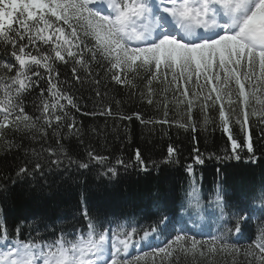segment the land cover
<instances>
[{
  "label": "snow or ice",
  "instance_id": "1",
  "mask_svg": "<svg viewBox=\"0 0 264 264\" xmlns=\"http://www.w3.org/2000/svg\"><path fill=\"white\" fill-rule=\"evenodd\" d=\"M0 53V144L6 154L24 153L15 179L5 177L13 185L73 166L90 172L93 163L101 166V175L115 178L119 173L109 156L90 145L74 158L70 142L84 144L74 112L131 120L132 116L113 112L107 90L112 83L135 87V78L142 74L146 92L141 99L164 109V119L155 121L134 113L142 124H174L193 133L196 141L198 130L209 124L215 127L218 119L231 152L208 158L259 164L247 130L250 118L264 126V0H0ZM69 65L71 79L61 81L60 67ZM85 87L95 94L92 112L81 108L76 95ZM37 90L29 112L27 101ZM172 104L183 113L181 119H167ZM233 119L245 132L243 143L231 134ZM92 132L100 134L96 128ZM193 152V162L184 169L189 190L171 207L166 203L165 213L156 215L152 224L113 227V221L94 216L84 206L85 197L76 222L80 226L52 231L49 239L38 230L23 239L21 225L10 230L0 220V264H264V169L258 185L234 197L219 185L208 190L214 193L222 225L234 216L233 226H223L206 239L180 228L169 233L162 246H152L151 240L159 239L173 223L178 208L187 212L200 207L203 186L195 166L203 165L205 157L198 148ZM177 155L178 149L169 145L162 163H178ZM134 160L135 164L125 163L117 157L115 165L125 171L129 167L148 171L139 149ZM0 189L11 191L2 183ZM255 200L261 202L259 208L253 206ZM228 208L234 211L226 216ZM257 213L254 238L243 247L233 242ZM144 247L149 250L143 251Z\"/></svg>",
  "mask_w": 264,
  "mask_h": 264
},
{
  "label": "trees",
  "instance_id": "2",
  "mask_svg": "<svg viewBox=\"0 0 264 264\" xmlns=\"http://www.w3.org/2000/svg\"><path fill=\"white\" fill-rule=\"evenodd\" d=\"M2 55V53H0ZM60 80L71 79V65L60 67ZM94 72L102 69L93 68ZM46 86V84H45ZM78 87V86H77ZM158 88L159 85H153ZM75 92L76 89H73ZM107 100L112 101L114 113H122L132 116L131 120H121L119 116H91L75 113L77 124L83 133V145L76 141H71L72 152L84 154L86 146L90 145L97 153L109 156V162L117 167L118 175L109 179L108 176L101 175L103 170L100 165L93 163L92 171L80 170L75 167L68 168L67 171H45L44 176L37 175L28 178L29 182L23 180L12 184L15 179V168L24 159V153L6 154L3 145L0 144V183L6 184L11 191L0 189V220L7 223L10 230L16 225H21L23 236L27 239L29 235H36V230L45 239H49V233L60 229L70 230V226L80 220L82 210L81 200L87 198L88 206L92 209V214L107 220L113 221V227L119 224H133L136 227H145L152 224L156 215L165 213V204L172 206L173 200L177 203L184 198L189 190V177L184 171L187 164L192 163L194 148H198L204 154L205 163L196 165V179L203 186L201 204L199 208L177 209L173 223L161 235L158 242H152V246H162L163 242L169 238V233L175 234V230L183 228L189 235H195L197 239H206L211 234H216L217 230H222L223 226L231 227L235 224L233 216L230 223L222 225L220 210L216 207L214 193L210 194L209 189H215L217 185L223 193L229 197L237 194L254 184H259L262 169H264V137L261 135V128L255 118H250V127L247 130L251 135L254 150L260 157L258 165L245 164L243 160H235L220 163L214 158L209 159L210 154L223 155L224 151L231 152V142L228 134L223 133L217 119L214 127L207 125L206 130H198L197 140H192L193 133L185 132L177 128L174 124H142L135 118L134 113H140L145 121L164 119V109L157 104L149 105L141 99V93L146 92L143 74L135 78V87L125 88L109 84ZM39 94V90L27 101V110L32 112V100ZM76 95L80 97L79 104L86 112H92L96 105L94 92L85 87ZM169 100L172 99L171 92L168 93ZM119 101V105L115 103ZM99 111V107H96ZM74 111V110H73ZM218 116V113H213ZM183 113L174 104L169 106L167 119L169 121L179 120ZM199 118V113H197ZM96 128L100 134L92 132ZM232 136L237 143H243L245 132L241 126L233 119L230 123ZM66 144L69 141L65 142ZM172 145L178 149L175 157L179 162L172 164L162 163L167 154V148ZM139 149L142 159L148 165L147 172H140L136 167H129L125 171L123 166L115 165L117 157L122 158L125 163L135 164L134 154ZM247 149L241 153L246 156ZM86 159V157H85ZM67 164V161H65ZM219 169V173H217ZM81 171L83 174H81ZM39 181V184L37 183ZM43 185V192L40 191ZM35 189V191H33ZM234 202V200L232 201ZM254 207L259 208V200L252 201ZM231 208L226 209V216L231 215ZM171 215V213H168ZM259 213L249 222L241 236H234L233 242L246 246L250 239L254 238L257 227ZM46 226V227H45ZM47 229V230H46ZM156 239L155 237L153 240ZM147 247L143 251H148ZM134 255V253H133ZM183 260V258H182Z\"/></svg>",
  "mask_w": 264,
  "mask_h": 264
},
{
  "label": "rangeland",
  "instance_id": "3",
  "mask_svg": "<svg viewBox=\"0 0 264 264\" xmlns=\"http://www.w3.org/2000/svg\"><path fill=\"white\" fill-rule=\"evenodd\" d=\"M152 241V240H151ZM154 241H156V242H158V243H160V240L159 239H157V240H154ZM152 243V242H151ZM133 251H134V253H136V250L135 249H133Z\"/></svg>",
  "mask_w": 264,
  "mask_h": 264
}]
</instances>
